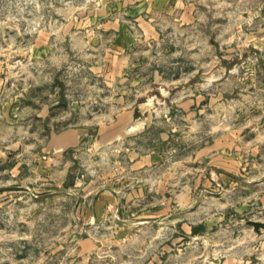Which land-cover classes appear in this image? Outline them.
Instances as JSON below:
<instances>
[{"label":"rangeland","instance_id":"rangeland-1","mask_svg":"<svg viewBox=\"0 0 264 264\" xmlns=\"http://www.w3.org/2000/svg\"><path fill=\"white\" fill-rule=\"evenodd\" d=\"M184 1L196 18L187 32L163 22L168 38L127 54L129 62L163 65L166 82L200 92V111L181 120L182 139L165 146L157 131L145 139L153 159L171 167L172 223L140 224L117 244L115 230L88 224V201L117 160H130L129 144L95 147V129L110 109L143 101L148 83L132 81L147 69L127 68L111 84L103 45L83 34L98 29L102 14L139 34L144 20H166L180 7L174 0H0V143L27 144L21 158L30 162L52 126L93 128L71 160L32 161L17 177L10 176L16 154L2 155L0 191L11 195L0 200V264H226L234 257L264 264V227L249 223L264 222V0ZM174 61L184 66L173 68ZM42 108H49L45 118ZM183 223L198 225V234ZM89 235L98 247L83 255L79 240Z\"/></svg>","mask_w":264,"mask_h":264},{"label":"crops","instance_id":"crops-1","mask_svg":"<svg viewBox=\"0 0 264 264\" xmlns=\"http://www.w3.org/2000/svg\"><path fill=\"white\" fill-rule=\"evenodd\" d=\"M175 6L180 7L176 12L162 20L151 18L148 22L143 21L142 31L139 34L133 33L120 23L118 18H106L108 14L99 16L100 24L97 30L86 29L84 38L87 43L98 42L102 44L105 50L104 61L101 67L108 72L107 78L110 83L117 84L123 81L124 70L127 68H136L139 70L147 69L133 77L132 85L140 84L144 81L148 83L146 97L142 102H138L130 109L116 108L105 112L107 120H101L96 126L95 147H119L129 144L126 148L129 156L127 163L119 164L115 162L116 170L106 172L102 177L101 189L93 198L88 201L89 221L88 224L96 223L115 230V242L122 243L129 236V232L134 230L140 224L167 223L171 224L169 219L172 216V203L170 197V182L172 181L171 167L166 166V160H154L156 152L153 148L148 152L145 142L146 138L150 141L151 132L157 131L158 140L165 146L171 145V140L182 139V134L186 126L181 124V120H187L189 116L196 115L199 110V91L196 86L195 91L185 90L182 85L166 82L163 71V65L150 61H130L127 55L131 48L139 43H144L149 50L160 41L166 39L162 32L161 25L166 22L173 28L179 27L186 31L190 22L196 20L193 13H189L184 0H174ZM183 9V11H181ZM92 17V16H91ZM97 19L96 17L93 18ZM157 19L160 21L157 22ZM156 21V22H154ZM77 33V31H74ZM70 37H75L74 34ZM98 34V35H97ZM168 38V37H167ZM185 40L186 37L184 38ZM187 47V46H186ZM172 50V46L168 47ZM136 54V52H133ZM173 68H182L184 63L181 61L170 62ZM186 65V64H185ZM198 71V66H196ZM137 78V79H136ZM157 92H155V91ZM154 102V106L147 111L142 112L141 103ZM49 108H42L40 113L44 118L47 117ZM159 118H162L159 121ZM162 123V124H160ZM53 128V126H52ZM51 128V134L46 144L41 147L39 158L35 160H25L21 158L23 148L27 145L21 141H15L10 144L0 143V158L5 153L7 157L14 153L16 159L13 160V167L10 172L11 177L20 175L21 165L29 164L32 161L35 164H43L44 160H54L63 163L64 160H71L69 152L77 147L82 141L90 138L92 135V126L86 124L81 127H68L62 130ZM131 140V141H130ZM156 140V139H154ZM181 142V141H180ZM177 148L181 151L182 144L177 143ZM146 147V148H145ZM176 148V147H174ZM6 161V160H4ZM156 169L163 170L157 174ZM36 178H42V175L35 173ZM157 181L158 185L152 182ZM6 189L0 191V200L5 199L11 194H7ZM90 195L88 191L83 196V203L86 205V197ZM2 202H0V205ZM190 226V225H189ZM186 223L181 225L185 230L190 229L191 233L198 234L199 226L189 227ZM196 229V231H194ZM137 231L139 229L137 228ZM80 251L83 255H91L98 247V240L89 235L79 240ZM226 264H242V260L236 257L229 259Z\"/></svg>","mask_w":264,"mask_h":264},{"label":"water","instance_id":"water-1","mask_svg":"<svg viewBox=\"0 0 264 264\" xmlns=\"http://www.w3.org/2000/svg\"><path fill=\"white\" fill-rule=\"evenodd\" d=\"M154 102L149 101V102H144L140 104V107L142 108V112L147 111V109H151L154 106ZM249 223H251L256 230H259L261 227H264V222L262 221H257V220H251L249 221Z\"/></svg>","mask_w":264,"mask_h":264},{"label":"trees","instance_id":"trees-1","mask_svg":"<svg viewBox=\"0 0 264 264\" xmlns=\"http://www.w3.org/2000/svg\"><path fill=\"white\" fill-rule=\"evenodd\" d=\"M199 229H200V228H199ZM194 231H196V229H195Z\"/></svg>","mask_w":264,"mask_h":264}]
</instances>
